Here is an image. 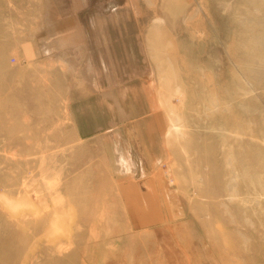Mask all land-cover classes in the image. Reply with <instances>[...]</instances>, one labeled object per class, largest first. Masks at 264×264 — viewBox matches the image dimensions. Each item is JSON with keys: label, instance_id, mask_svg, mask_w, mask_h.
I'll return each instance as SVG.
<instances>
[{"label": "rangeland", "instance_id": "374dc122", "mask_svg": "<svg viewBox=\"0 0 264 264\" xmlns=\"http://www.w3.org/2000/svg\"><path fill=\"white\" fill-rule=\"evenodd\" d=\"M0 264H264V0H0Z\"/></svg>", "mask_w": 264, "mask_h": 264}, {"label": "crops", "instance_id": "0c3cea01", "mask_svg": "<svg viewBox=\"0 0 264 264\" xmlns=\"http://www.w3.org/2000/svg\"><path fill=\"white\" fill-rule=\"evenodd\" d=\"M28 49L31 51L32 56L36 57L38 55V48L35 45H29ZM29 51V52H30ZM94 88H96V84L94 86ZM95 94V92L90 91L89 95H93ZM90 97V96H89ZM93 97V96H92ZM90 97V98H92ZM105 104H107L105 102ZM153 115L154 118V123L156 126V135L155 137H163V134L165 133V120L161 115H156L153 113H144L142 115H139V117H137L134 120V123L137 124V122L139 123V121L145 119L146 117ZM155 115V116H154ZM141 131L140 129L137 130H133V134L137 133L139 134ZM140 135V134H139ZM146 161L150 160L151 158L147 157L145 158ZM156 166L154 165L153 168H155ZM147 170H151V167L146 168ZM153 170H157V169H153ZM145 175V173H144ZM156 184V182H153V180L150 178L148 180V184ZM133 183L132 182H128V183H123L122 186V194H121V198L125 201L126 207L129 210V214L132 217H136L137 215H143V214H148L151 216H155V217H160L162 216V198L154 195L153 192H136V190H134V187L132 186ZM143 213V214H142ZM135 219L134 224L135 225H139L140 222H138V220Z\"/></svg>", "mask_w": 264, "mask_h": 264}, {"label": "bare ground", "instance_id": "6f19581e", "mask_svg": "<svg viewBox=\"0 0 264 264\" xmlns=\"http://www.w3.org/2000/svg\"><path fill=\"white\" fill-rule=\"evenodd\" d=\"M173 129H177V126L175 124L172 125Z\"/></svg>", "mask_w": 264, "mask_h": 264}, {"label": "built area", "instance_id": "2783aa9c", "mask_svg": "<svg viewBox=\"0 0 264 264\" xmlns=\"http://www.w3.org/2000/svg\"><path fill=\"white\" fill-rule=\"evenodd\" d=\"M13 61H14V58H13Z\"/></svg>", "mask_w": 264, "mask_h": 264}]
</instances>
